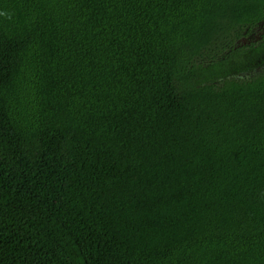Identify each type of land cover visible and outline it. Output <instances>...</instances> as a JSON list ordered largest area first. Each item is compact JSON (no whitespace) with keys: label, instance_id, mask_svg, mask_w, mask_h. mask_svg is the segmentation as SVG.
I'll list each match as a JSON object with an SVG mask.
<instances>
[{"label":"trees","instance_id":"1","mask_svg":"<svg viewBox=\"0 0 264 264\" xmlns=\"http://www.w3.org/2000/svg\"><path fill=\"white\" fill-rule=\"evenodd\" d=\"M0 264H264V0H0Z\"/></svg>","mask_w":264,"mask_h":264}]
</instances>
